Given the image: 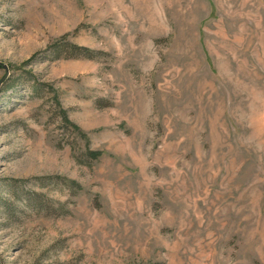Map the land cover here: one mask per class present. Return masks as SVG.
Listing matches in <instances>:
<instances>
[{
	"label": "rangeland",
	"instance_id": "1",
	"mask_svg": "<svg viewBox=\"0 0 264 264\" xmlns=\"http://www.w3.org/2000/svg\"><path fill=\"white\" fill-rule=\"evenodd\" d=\"M0 264H264V0H0Z\"/></svg>",
	"mask_w": 264,
	"mask_h": 264
},
{
	"label": "trees",
	"instance_id": "2",
	"mask_svg": "<svg viewBox=\"0 0 264 264\" xmlns=\"http://www.w3.org/2000/svg\"><path fill=\"white\" fill-rule=\"evenodd\" d=\"M70 50H71V53H72V56H74V54H77V57L76 58H78V56H82V55H80L81 53H80V50L81 49H78L77 47H74V46H71L70 47ZM85 134L84 133H81V137H84L85 138ZM88 155L92 158V159H97V157H98V154L96 153V152H91V151H89L88 152Z\"/></svg>",
	"mask_w": 264,
	"mask_h": 264
}]
</instances>
